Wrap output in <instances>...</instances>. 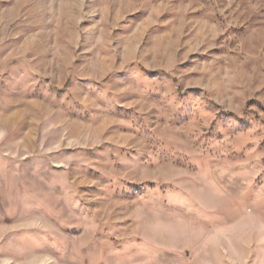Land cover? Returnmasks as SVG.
Here are the masks:
<instances>
[{
  "label": "rangeland",
  "instance_id": "obj_1",
  "mask_svg": "<svg viewBox=\"0 0 264 264\" xmlns=\"http://www.w3.org/2000/svg\"><path fill=\"white\" fill-rule=\"evenodd\" d=\"M0 264H264V0H0Z\"/></svg>",
  "mask_w": 264,
  "mask_h": 264
}]
</instances>
